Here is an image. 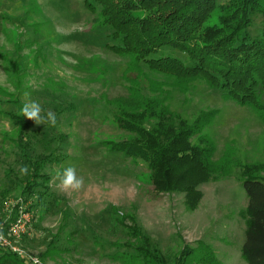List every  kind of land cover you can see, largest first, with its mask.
<instances>
[{
	"label": "rangeland",
	"instance_id": "rangeland-1",
	"mask_svg": "<svg viewBox=\"0 0 264 264\" xmlns=\"http://www.w3.org/2000/svg\"><path fill=\"white\" fill-rule=\"evenodd\" d=\"M94 7L85 0H0V209L13 208L24 194L19 169L25 142L31 156H61L39 164L51 179L75 165L84 181L80 191L66 194L50 184L53 204L38 223L43 237H33L29 219L12 222L13 236L9 228L0 235L42 264H246L241 182L264 179L260 114L205 85L186 95L164 86L172 80L145 65L136 70L131 57L117 54L105 17ZM215 22L213 17L210 24ZM262 30L263 18L255 16L249 36L258 38ZM125 77L153 87L152 111L139 110L146 120L167 106L183 118L216 113L203 132L213 164L197 188L196 208H188L185 193L157 190L143 159L109 151L114 144L141 142L117 119L119 109L135 114L144 98ZM30 101L41 105L42 115L53 111L56 126L23 117L20 109Z\"/></svg>",
	"mask_w": 264,
	"mask_h": 264
},
{
	"label": "trees",
	"instance_id": "trees-1",
	"mask_svg": "<svg viewBox=\"0 0 264 264\" xmlns=\"http://www.w3.org/2000/svg\"><path fill=\"white\" fill-rule=\"evenodd\" d=\"M86 1L91 10H95L94 5L98 7L105 17L104 25L111 30L117 54L131 57L133 68L140 71L145 65L148 71L172 80V84L164 86L186 95L198 84L205 85L222 93L224 99L258 112L264 122V0ZM258 15L263 18L262 34L251 38L248 30ZM213 17L216 22L210 24ZM124 80L130 82L128 88L144 98L135 114L119 109L117 119L120 126L135 133L141 142L120 147L114 144L109 151L125 158L143 159L157 190L185 193L188 208H196L201 196L197 188L208 181L213 164V151L203 132L216 113L183 118L167 106L159 115H150L157 118L152 125L151 117L144 119L139 110L152 111L149 92L153 87L146 80L137 82L126 77ZM20 146L24 153L22 165L29 168L19 183L25 185L24 194L13 208L4 212L0 209V232L7 233L18 215L26 211L32 215L30 233L39 238L44 234L38 230V223L53 204L51 178L41 172L39 164L53 163L61 156L34 157L28 153L26 142ZM17 180L11 179V183L16 184ZM241 184L247 199L242 214L246 222L242 259L246 264H264V179L247 176ZM28 202L24 208L23 204ZM56 237L52 246L59 243V234ZM143 244L144 248L148 246L145 239ZM141 252L149 253L146 249ZM0 264L28 263L0 246Z\"/></svg>",
	"mask_w": 264,
	"mask_h": 264
},
{
	"label": "clouds",
	"instance_id": "clouds-1",
	"mask_svg": "<svg viewBox=\"0 0 264 264\" xmlns=\"http://www.w3.org/2000/svg\"><path fill=\"white\" fill-rule=\"evenodd\" d=\"M43 111L41 105L36 101L24 103L20 109V113L23 117L34 121L37 125L47 124L51 127H55L57 123L56 114L53 111L48 110L42 115ZM19 170L22 176L27 175L29 172L27 165L20 166ZM76 172V166L69 165L64 168L62 172H56L49 183L54 184V187L60 193L66 194L69 192L80 191L84 181L82 177L77 176Z\"/></svg>",
	"mask_w": 264,
	"mask_h": 264
},
{
	"label": "built area",
	"instance_id": "built-area-1",
	"mask_svg": "<svg viewBox=\"0 0 264 264\" xmlns=\"http://www.w3.org/2000/svg\"><path fill=\"white\" fill-rule=\"evenodd\" d=\"M29 219V225H30V222H31V219H32V216L29 212H26V211H22L18 217L15 219L14 223H13V226H16V225H19V224H25ZM9 228L11 231L10 233L12 234L13 236V231H12V228ZM16 233V232H15ZM17 235L20 237V234L17 233ZM0 246L8 249L9 251H11V253L15 254L16 256L18 257H21V258H24L26 260H29L31 264H42L37 258H32L31 256H29L28 254H26L25 252H22L20 249L16 248L14 245H12L9 241H7L6 238H4L3 235H0ZM29 256V257H28Z\"/></svg>",
	"mask_w": 264,
	"mask_h": 264
}]
</instances>
